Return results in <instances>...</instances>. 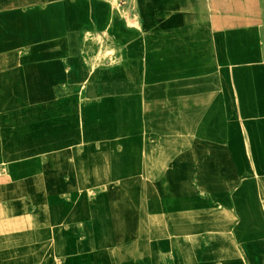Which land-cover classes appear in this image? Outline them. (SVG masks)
Instances as JSON below:
<instances>
[{
  "label": "rangeland",
  "instance_id": "374dc122",
  "mask_svg": "<svg viewBox=\"0 0 264 264\" xmlns=\"http://www.w3.org/2000/svg\"><path fill=\"white\" fill-rule=\"evenodd\" d=\"M22 2L0 165L37 210L125 264H264V0Z\"/></svg>",
  "mask_w": 264,
  "mask_h": 264
},
{
  "label": "crops",
  "instance_id": "0c3cea01",
  "mask_svg": "<svg viewBox=\"0 0 264 264\" xmlns=\"http://www.w3.org/2000/svg\"><path fill=\"white\" fill-rule=\"evenodd\" d=\"M14 19L25 25L22 0L0 3V20ZM10 41L0 38V51ZM22 167L0 165V264H125L123 254L95 251L77 240L69 218L59 223L52 209L37 210L35 173L24 175Z\"/></svg>",
  "mask_w": 264,
  "mask_h": 264
}]
</instances>
